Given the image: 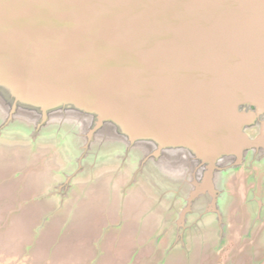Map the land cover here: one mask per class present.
Listing matches in <instances>:
<instances>
[{"label":"water","instance_id":"95a60500","mask_svg":"<svg viewBox=\"0 0 264 264\" xmlns=\"http://www.w3.org/2000/svg\"><path fill=\"white\" fill-rule=\"evenodd\" d=\"M6 188L0 264L252 263L264 0H0Z\"/></svg>","mask_w":264,"mask_h":264},{"label":"rangeland","instance_id":"374dc122","mask_svg":"<svg viewBox=\"0 0 264 264\" xmlns=\"http://www.w3.org/2000/svg\"><path fill=\"white\" fill-rule=\"evenodd\" d=\"M10 191L8 188L3 189L2 195L0 194V199L4 195H9ZM19 214L17 213L16 217L14 219L9 218L8 220H6L5 224H4L5 227L0 231V255L6 256L7 254H15V253L18 254V253H20L19 247L21 245H20L19 241L21 239V236H18V238L16 236V239H15V233L17 231L16 227H18V225L16 224V221L20 222V219H21V213H19ZM0 219L2 220V217ZM77 244L78 245L80 244V241L78 239H77ZM228 248L229 247L224 248L222 250L220 256H223L226 253ZM141 252L142 251H140L139 254H141ZM32 254H33V256L36 254L35 248L33 249Z\"/></svg>","mask_w":264,"mask_h":264},{"label":"crops","instance_id":"0c3cea01","mask_svg":"<svg viewBox=\"0 0 264 264\" xmlns=\"http://www.w3.org/2000/svg\"><path fill=\"white\" fill-rule=\"evenodd\" d=\"M255 220L256 219L253 218L252 222H254ZM252 231H254V233L252 232L250 234V239H248V240H250V242H251L255 238L260 237L261 243L264 246V216H262L261 219H260V226L253 228ZM233 234H234V236L232 237V240L235 242L234 243V246H235L238 243V241H239L240 231L235 230ZM237 250H239V248ZM257 252L258 251L256 249L251 251V253H252V255H251L252 257L251 258H252L253 261H251L252 263H250V264H264V249L262 248V249H260L259 253H257ZM84 264H86V262H84ZM93 264H107V262L104 261V260H97ZM111 264H116V263H111ZM117 264H123V263H117ZM132 264H150V263L140 260V261L134 262Z\"/></svg>","mask_w":264,"mask_h":264},{"label":"flooded vegetation","instance_id":"af4514ba","mask_svg":"<svg viewBox=\"0 0 264 264\" xmlns=\"http://www.w3.org/2000/svg\"><path fill=\"white\" fill-rule=\"evenodd\" d=\"M233 249H234V246H232V248L229 247L227 249L226 253L223 256H220V258L218 259V261H219L218 263L219 264H225L229 257H232L233 255H235V253H233L234 252Z\"/></svg>","mask_w":264,"mask_h":264}]
</instances>
